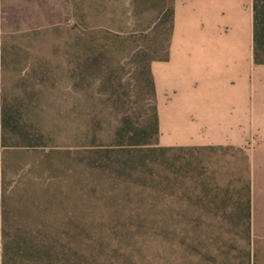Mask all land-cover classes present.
<instances>
[{"label":"rangeland","instance_id":"1","mask_svg":"<svg viewBox=\"0 0 264 264\" xmlns=\"http://www.w3.org/2000/svg\"><path fill=\"white\" fill-rule=\"evenodd\" d=\"M173 11L0 0V264H264V139L161 143Z\"/></svg>","mask_w":264,"mask_h":264},{"label":"crops","instance_id":"2","mask_svg":"<svg viewBox=\"0 0 264 264\" xmlns=\"http://www.w3.org/2000/svg\"><path fill=\"white\" fill-rule=\"evenodd\" d=\"M253 45V0H174L168 56L152 67L163 145L264 139V64Z\"/></svg>","mask_w":264,"mask_h":264},{"label":"trees","instance_id":"3","mask_svg":"<svg viewBox=\"0 0 264 264\" xmlns=\"http://www.w3.org/2000/svg\"><path fill=\"white\" fill-rule=\"evenodd\" d=\"M254 11V58L264 64V0H253Z\"/></svg>","mask_w":264,"mask_h":264}]
</instances>
